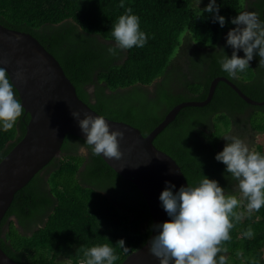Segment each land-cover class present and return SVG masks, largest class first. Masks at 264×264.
<instances>
[{
    "label": "trees",
    "instance_id": "16d2710c",
    "mask_svg": "<svg viewBox=\"0 0 264 264\" xmlns=\"http://www.w3.org/2000/svg\"><path fill=\"white\" fill-rule=\"evenodd\" d=\"M242 1L216 0L224 27L203 12L210 0H201L198 8L196 0H123L125 8L119 7L121 0H0V24L34 37L59 62L79 99L93 111L147 136L176 105L205 100L218 77L234 83L248 98L264 101V67L261 71L250 65L238 79L229 78L218 61L224 54L231 58L230 54L219 47L205 60L196 48H214L221 35L226 42L227 33L236 27L231 19L245 9ZM128 7L139 17L147 43L110 56L107 49L115 44L112 26ZM263 8L264 0H253L247 11L264 21ZM226 47L230 46L225 43ZM238 55L243 58V51ZM234 115H244L243 124H231ZM29 118L24 112L13 129L0 130V162L23 138ZM232 127L264 134V106L248 105L219 82L208 105L181 109L153 144L177 163L188 184L196 185L206 176L226 194L239 197L226 165L215 159ZM84 143L66 135L62 159L51 160L15 193L0 225L14 216L24 231L19 233L12 223L9 247L1 246L13 261L80 264L82 246L109 243L119 256L114 264H121L146 242L152 223L141 193ZM82 145L86 155L79 154ZM256 151L264 154V146L258 145ZM249 226L254 231L251 239L242 235ZM230 235L224 245L228 264H251L253 257L264 264V207L236 224ZM120 239L127 252L116 246ZM237 251H243L242 258Z\"/></svg>",
    "mask_w": 264,
    "mask_h": 264
},
{
    "label": "clouds",
    "instance_id": "9594fccd",
    "mask_svg": "<svg viewBox=\"0 0 264 264\" xmlns=\"http://www.w3.org/2000/svg\"><path fill=\"white\" fill-rule=\"evenodd\" d=\"M200 3L201 0H196L195 6L198 8ZM119 7L125 8L123 0ZM203 12L212 14L214 23L225 26V17L219 15L216 0H210ZM231 23L236 27L227 33L226 43L233 52L231 58L224 54L218 61L222 71L234 79H238V74L245 72L249 65L262 71L264 21L260 20L256 12L243 11L232 18ZM111 36L115 44L107 49L110 56H117L118 50L143 48L148 39L146 33L140 30L139 17L132 14L130 7L112 26ZM196 48L199 51L203 49L200 46ZM240 50L244 53L243 58L238 55ZM254 55H258L255 64L251 63ZM20 75L17 73V78ZM14 87L8 71L0 67V130L4 132L13 129L25 111L22 102L16 98ZM71 114L86 136L83 145H87L93 155L121 159L122 131H110L103 116L85 114L81 119L79 112ZM223 138L227 143L215 159L226 165V172L237 181L239 197L226 194L216 180L206 176L196 185L181 186L175 193L172 191L175 185L166 181L159 200L170 220L153 225L157 234L147 242L149 253L158 258L160 264H228V248L224 245L232 239L230 231L264 207V154L250 149L239 137L227 134ZM83 145L81 152L87 151ZM13 220L15 217L10 216L9 221ZM242 235L251 239L254 236L252 227L249 226ZM116 246L124 252L128 251L123 239L118 240ZM79 253L83 256L80 264H114L119 259L115 248L109 243L82 246L78 249ZM236 255L242 258L243 251H237ZM251 264H258L255 257L251 259Z\"/></svg>",
    "mask_w": 264,
    "mask_h": 264
},
{
    "label": "water",
    "instance_id": "95a60500",
    "mask_svg": "<svg viewBox=\"0 0 264 264\" xmlns=\"http://www.w3.org/2000/svg\"><path fill=\"white\" fill-rule=\"evenodd\" d=\"M264 17V8H263ZM0 67L8 73L18 99L22 102L29 121L23 138L0 162V224L14 195L41 172L51 160L61 154L66 135L85 142L72 112L101 116L79 99L76 89L65 76L59 62L30 34L7 29L0 24ZM20 73V78H17ZM219 82L227 84L248 105L264 106L245 96L224 77L215 78L203 101L182 102L173 107L147 136L123 122L105 118L111 130L124 133L120 139L122 157L119 160L100 156L114 172L133 184L144 198L152 223L151 233L143 246L132 252L121 264H160L148 251V241L157 234L153 225L170 220L159 200L166 181L175 185V193L188 183L177 163L158 150L153 141L186 107L208 105ZM9 221V220H8ZM0 264H19L0 248ZM174 264V262H172Z\"/></svg>",
    "mask_w": 264,
    "mask_h": 264
},
{
    "label": "rangeland",
    "instance_id": "374dc122",
    "mask_svg": "<svg viewBox=\"0 0 264 264\" xmlns=\"http://www.w3.org/2000/svg\"><path fill=\"white\" fill-rule=\"evenodd\" d=\"M252 1H253V0H247V4H246V5H245V1H244V0L242 1L243 7L245 8L244 11H247V6H248V4L251 3ZM193 7H194V6H193ZM222 36H223V35H221V36L219 37V41H218L219 43H217V44H218L217 46H215L214 48H211V47H205V48L202 49V51H200V52H203L202 57L205 56V57H203L205 60L209 57V55H210V51H212L213 49H214V50H217V49H219V47H221V48L223 49V52L225 51L227 54H230V55L232 54L233 49H232L231 47L223 48L226 42H222V39H223ZM220 43H222L221 46H220ZM175 54H176V53H175ZM189 57L192 58V57H193V53H190ZM198 58H199V57H198ZM205 60H203V61H205ZM249 66H250V65H249ZM248 69H249V68H248ZM248 69H247V70H248ZM247 70H246V71H247ZM150 89H151V88H150ZM229 135H231V136H236V137H237V135H236L235 132H234L233 134H229ZM238 136H239L240 139L244 140V142L249 146L250 149H255V150H257V146H258V145H263V146H264V134L256 133V132L252 131L249 127L245 128V130L243 131V133L239 134ZM86 153H87V151H85V152H81V151L79 150V154L86 155ZM62 157H63V155H61V156L58 157L57 159H58V160H61ZM236 190H237V188H234V189H233V191H236ZM234 195H236V194H234ZM18 231H19V233L22 234V231H21V230H18Z\"/></svg>",
    "mask_w": 264,
    "mask_h": 264
},
{
    "label": "flooded vegetation",
    "instance_id": "af4514ba",
    "mask_svg": "<svg viewBox=\"0 0 264 264\" xmlns=\"http://www.w3.org/2000/svg\"><path fill=\"white\" fill-rule=\"evenodd\" d=\"M91 91H92V88H89V92H91ZM243 117H244V115H241V116L240 115H234V120L231 122V124H243V122H241ZM244 130H245L244 127L243 128L232 127L229 134H233L235 132L237 137H239L238 135L243 133ZM232 185H234V188H237V181H233V184H231V187H232ZM9 218H10V216L7 217V219L4 221L3 225L0 227V247L2 245L5 246L6 248L9 247L10 240L7 238V233L9 232V228H10L12 223L16 226L17 230H21L22 233L24 232L23 229L17 225L16 220L8 221ZM27 235L29 236L30 233H27Z\"/></svg>",
    "mask_w": 264,
    "mask_h": 264
}]
</instances>
